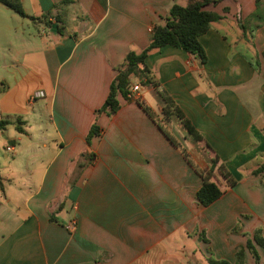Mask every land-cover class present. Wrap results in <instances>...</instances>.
<instances>
[{"label": "crops", "instance_id": "obj_1", "mask_svg": "<svg viewBox=\"0 0 264 264\" xmlns=\"http://www.w3.org/2000/svg\"><path fill=\"white\" fill-rule=\"evenodd\" d=\"M187 1L20 0L32 28H12L0 62L9 121L0 154L14 162L15 142L23 154L17 167L0 164V264L233 263L238 248L244 264H264L260 245L257 262L246 247L256 230L264 238V174L251 173L264 163V23L248 21L256 0L205 5L220 15L198 37L205 60L154 49L145 63L158 87L133 78L138 95L118 94L115 112L98 113L126 54ZM157 88L199 139L164 114ZM208 172L221 195L202 205Z\"/></svg>", "mask_w": 264, "mask_h": 264}, {"label": "trees", "instance_id": "obj_2", "mask_svg": "<svg viewBox=\"0 0 264 264\" xmlns=\"http://www.w3.org/2000/svg\"><path fill=\"white\" fill-rule=\"evenodd\" d=\"M220 1L221 0H188L184 5L173 3L169 7L166 16L163 18V22L152 28L149 43L138 52L130 50L126 54L124 61L116 68V73L110 82L108 94L102 106L98 109V113L101 111H107L109 113L115 112L119 106L117 95L121 94L124 98H128L127 95L133 83V78H137L139 83L143 86L152 85L158 87L145 63L146 57L154 49L167 45L173 46L196 55L199 60L203 62L205 60V52L198 37L207 31L211 22L220 19L219 14L205 10L203 7L208 4L214 6ZM0 4L17 13L19 16L28 17L24 12L20 0H0ZM263 4L264 0L255 1L256 7L249 15L248 21H255L256 25L264 23ZM29 18L32 20L35 19L31 16H29ZM241 27L245 33L246 28L244 24H242ZM58 29L61 31V27H58ZM157 93L163 101L164 114L167 116H174L189 134L195 139H199V135L193 126L165 92L157 88ZM8 123V120L0 119V129H4ZM17 129L21 131L20 128ZM97 133V124L93 122L86 137L87 143L90 138ZM251 173L255 176L264 174V163L258 165ZM230 183L233 184L232 181ZM220 195L221 190L214 181L210 180V173L208 172L203 175L202 183L196 192L198 202L202 205H208L219 198ZM252 239L247 240L246 247L257 262L259 256L252 241L264 249V238L259 235V230H256ZM210 264H244L243 251L241 248L237 249L233 263L227 260H214L212 258L210 259Z\"/></svg>", "mask_w": 264, "mask_h": 264}, {"label": "rangeland", "instance_id": "obj_3", "mask_svg": "<svg viewBox=\"0 0 264 264\" xmlns=\"http://www.w3.org/2000/svg\"><path fill=\"white\" fill-rule=\"evenodd\" d=\"M26 3L29 4V0H26ZM21 23H23V25H21ZM26 24H29V26L32 28V23L24 18H21L20 16H18L17 13L13 12L12 10H10L9 8L5 7L4 5L0 4V62L4 60V58L7 61V58H9V56H11L12 52L10 50L11 48V39H14V35L15 34L17 37V32H13V29H23L24 31H26ZM7 27H9V29H7ZM13 28V29H12ZM13 36V38H11ZM7 63H9L7 61ZM33 101V100H32ZM15 147H16V155H15V160L14 162H12V157H10V153H8L7 158L3 157V153L2 155L0 154V164L3 168V170H7L9 168L8 164L12 163V165L14 167H17L18 165V160L19 158H21V154L19 156V152L21 153V148L20 146H18V142H15ZM4 147V146H3ZM4 149V148H3ZM14 157V155H13ZM43 162L41 161H37L35 162V166L39 167L40 165H42ZM194 264H198L197 260L194 261Z\"/></svg>", "mask_w": 264, "mask_h": 264}, {"label": "built area", "instance_id": "obj_4", "mask_svg": "<svg viewBox=\"0 0 264 264\" xmlns=\"http://www.w3.org/2000/svg\"><path fill=\"white\" fill-rule=\"evenodd\" d=\"M139 90H140V85L138 83H132L131 87L129 88V93H128L127 97L128 98H135L138 95ZM42 96H43V92L39 91V92L32 94L29 99H30V101H32L35 98L42 97ZM10 149H11L10 146L6 147V150L9 151ZM69 227L71 229H73L75 227V223L70 222Z\"/></svg>", "mask_w": 264, "mask_h": 264}]
</instances>
